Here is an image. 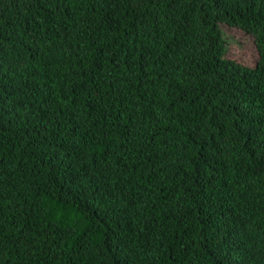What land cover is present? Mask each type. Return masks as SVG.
<instances>
[{
    "label": "trees",
    "instance_id": "trees-1",
    "mask_svg": "<svg viewBox=\"0 0 264 264\" xmlns=\"http://www.w3.org/2000/svg\"><path fill=\"white\" fill-rule=\"evenodd\" d=\"M0 264H264V0H0Z\"/></svg>",
    "mask_w": 264,
    "mask_h": 264
},
{
    "label": "rangeland",
    "instance_id": "rangeland-1",
    "mask_svg": "<svg viewBox=\"0 0 264 264\" xmlns=\"http://www.w3.org/2000/svg\"><path fill=\"white\" fill-rule=\"evenodd\" d=\"M222 30L227 43L228 57L254 67L259 56L253 38L237 28L222 26Z\"/></svg>",
    "mask_w": 264,
    "mask_h": 264
}]
</instances>
